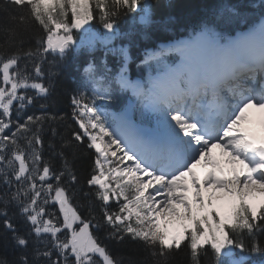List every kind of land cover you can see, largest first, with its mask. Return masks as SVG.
Here are the masks:
<instances>
[{
	"label": "snow or ice",
	"instance_id": "1",
	"mask_svg": "<svg viewBox=\"0 0 264 264\" xmlns=\"http://www.w3.org/2000/svg\"><path fill=\"white\" fill-rule=\"evenodd\" d=\"M154 8L0 0V264H125L109 241L141 245L144 264L264 257V0L206 5L195 21L168 14L150 35ZM126 16L150 41L144 79L129 75ZM98 41L104 58L61 115L55 79Z\"/></svg>",
	"mask_w": 264,
	"mask_h": 264
},
{
	"label": "trees",
	"instance_id": "2",
	"mask_svg": "<svg viewBox=\"0 0 264 264\" xmlns=\"http://www.w3.org/2000/svg\"><path fill=\"white\" fill-rule=\"evenodd\" d=\"M257 1V2H256ZM155 4L154 8V17L159 20H165L168 14H178L182 18L195 21L198 16L205 11L206 5H214L216 3H230V4H240V3H247V4H257L260 2L258 0H153ZM252 10V9H250ZM131 21V16L123 17L120 21V26L124 27V23ZM95 24V20L92 21ZM95 27H100L96 24ZM139 28L136 27L134 31L139 33ZM182 29V28H181ZM174 30H176L174 28ZM34 32L36 29L33 30ZM160 29L157 26H153L149 29V34H153L155 32H159ZM139 36V35H138ZM71 60L70 57L66 64L60 70V74L55 79V90L57 96L59 98V103L56 105V110L60 112L61 115H66L70 112V100L69 94L76 89V83L72 81L75 74L71 73ZM72 78V79H71ZM68 123H72L70 120ZM64 130V126H61V131ZM78 166L87 167L88 160L87 158H83L77 161ZM83 204V201H81ZM81 212L84 215H87L86 207H81ZM21 230H24V225L21 223ZM260 239L264 241V236H261ZM109 245L110 250L112 251L113 255L122 258L125 264H128L129 261H132L133 264H144L146 259H150L149 254L147 251L139 244L131 241H125L123 243H117L115 241L107 242ZM4 248L0 245V252H3ZM10 251V250H9ZM256 256V255H255ZM260 256H256L259 258ZM188 256L187 254H181L175 257L173 264H188ZM204 264H212V257L211 253L209 256L204 260ZM222 264H226V261H222Z\"/></svg>",
	"mask_w": 264,
	"mask_h": 264
},
{
	"label": "rangeland",
	"instance_id": "3",
	"mask_svg": "<svg viewBox=\"0 0 264 264\" xmlns=\"http://www.w3.org/2000/svg\"><path fill=\"white\" fill-rule=\"evenodd\" d=\"M97 35V37H99L100 39H103V37H104V34H96ZM119 47H125V46H119ZM99 50L104 54L105 53V48H104V46L102 45L100 48H99ZM109 58H111L112 59V61H113V65H118L119 64V59L117 58V57H114V56H111V55H109L108 56ZM133 58V57H132ZM113 65H110V66H113ZM116 69L114 68V71H115ZM129 75H130V78L131 79H133V80H135L136 78H134L132 75V72H131V64L129 65ZM264 261V260H263Z\"/></svg>",
	"mask_w": 264,
	"mask_h": 264
},
{
	"label": "bare ground",
	"instance_id": "4",
	"mask_svg": "<svg viewBox=\"0 0 264 264\" xmlns=\"http://www.w3.org/2000/svg\"><path fill=\"white\" fill-rule=\"evenodd\" d=\"M251 119H252L253 121H255V120H256V115L253 114L252 117H251ZM257 125H258V124H257ZM252 130L255 131V132H258V133L261 132V131H260V127L252 128Z\"/></svg>",
	"mask_w": 264,
	"mask_h": 264
}]
</instances>
